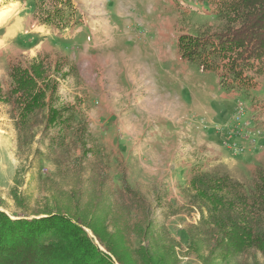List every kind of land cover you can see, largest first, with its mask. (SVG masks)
Instances as JSON below:
<instances>
[{
	"label": "rangeland",
	"instance_id": "obj_1",
	"mask_svg": "<svg viewBox=\"0 0 264 264\" xmlns=\"http://www.w3.org/2000/svg\"><path fill=\"white\" fill-rule=\"evenodd\" d=\"M10 1L0 0V9H7L0 23V87L3 92L10 88L7 61L14 53L24 64L46 56L53 64L51 76L58 81L50 102L61 109L70 129L61 128L55 157L47 148L54 126L47 131L44 124L39 125L31 142L25 144L15 124L18 112L0 101V210L33 217L46 209L55 210L54 203L64 206L72 183L78 181L73 173L79 172L85 180L90 166L99 163L108 173L109 205L113 202L116 208V202H123L120 189L124 176L146 206L136 207L129 201L123 219L116 215L106 220L107 231L121 230L127 248L135 252L141 246L153 248L150 240L154 232L166 229L175 241L176 264H204L187 243L188 226L206 214L198 202L191 201V174L193 170L210 176L226 173L251 186L253 169L264 167V139L258 143L254 131L264 129V76L256 77L255 88L231 91V86H218L214 72H203L216 92V100L207 109L194 104L187 92L183 100L168 93L164 67L156 65L152 56L146 62L149 71L143 69L140 60L146 57L125 45L145 28L148 34L156 33L154 26L159 33L166 32L161 27L165 18L166 30L177 33L181 28L193 35L219 30L223 19L207 12L205 0H94L96 6L71 0L72 8L63 13L70 22L60 36L50 34L42 48L31 32L3 38L10 24L19 25L22 13L21 9L15 12ZM91 16L104 22L97 48L85 24ZM138 18H146L148 23L143 25ZM164 56L159 57L163 63ZM162 75L164 81L160 80ZM238 101L246 108L241 121L232 119ZM233 128L239 134L230 133ZM64 130H68L65 136ZM60 190H64L61 201H54ZM148 222L153 232L145 235ZM201 254L206 256L207 251ZM133 258L137 259L135 254ZM249 264H264V258L257 256Z\"/></svg>",
	"mask_w": 264,
	"mask_h": 264
},
{
	"label": "trees",
	"instance_id": "obj_2",
	"mask_svg": "<svg viewBox=\"0 0 264 264\" xmlns=\"http://www.w3.org/2000/svg\"><path fill=\"white\" fill-rule=\"evenodd\" d=\"M205 3L207 12L223 19V25L202 35L179 28L178 57L182 61H196L203 72H214L221 85L231 86V91L255 88L256 77L264 76V0ZM31 5L30 17L37 25L49 26L57 36L70 22L63 18V13L72 8L71 0H33ZM62 61L66 62V57ZM7 64L11 84L6 92L0 87V101L18 112L15 124L21 141L30 143L39 125L44 124L47 131L53 125L47 148L50 154L58 156L59 132L63 126L70 129V125L62 119L61 109L50 102L58 85L51 76L53 64L46 56L24 64L17 52L8 58ZM261 108L264 110V103ZM64 131L65 136L68 130ZM35 154L38 156L39 152ZM93 164L85 180H81L79 172L73 173L78 181L72 183L64 206L54 203L55 210L46 209L33 217L12 216L0 210V264H176L175 241L166 229L154 232L155 237L150 240L153 248L141 246L135 252L127 248L121 230L107 231L106 220L117 216L123 219L131 202L143 209L146 206L124 176L120 189L123 202H116V208L113 202L109 205L107 170L104 165ZM193 171L189 181L194 189L191 201L198 202L206 214L198 223L188 226L187 243L192 254L204 264H249L257 256L264 258V167L253 169L250 187L226 173L210 176ZM63 194L64 190H60L54 201H61ZM151 230L148 222L143 233L148 235ZM202 250L207 251L206 256L201 254Z\"/></svg>",
	"mask_w": 264,
	"mask_h": 264
},
{
	"label": "crops",
	"instance_id": "obj_3",
	"mask_svg": "<svg viewBox=\"0 0 264 264\" xmlns=\"http://www.w3.org/2000/svg\"><path fill=\"white\" fill-rule=\"evenodd\" d=\"M32 1L33 0L10 1V3L14 5V11L16 12L21 9L22 13L19 12L18 26L12 23L8 28L6 27L7 29L4 30L3 35L4 39H11L18 35L19 32H31L34 34L32 37L38 40L37 42L40 45L42 42L49 39L48 37L50 34L52 35V30L49 26L37 25L34 19L30 17V13L32 11ZM84 4H86V6H96L94 0L88 2L86 1ZM152 9L153 7L151 5L150 11ZM136 20L140 21L143 25L148 23L146 18H138ZM166 21L167 18H165L164 22L162 23L163 26H161L166 32L160 31L159 33L156 29L157 27L154 26L153 28H155L156 33L148 34V29L145 28L144 32L136 33L132 40L128 41V43L125 45V48L129 50H135L139 56L144 58L146 57V60H140V65L145 70H148L147 63L149 62L147 60L152 56L156 65L161 66V68L162 66L164 67L165 74L168 76V87L166 89L168 93H173L176 98L183 100V98L186 96L184 93L187 92L192 97L194 104L210 109L211 102L214 101L213 99H215L214 93L216 92L214 91L211 82L207 81V74H204L203 71L200 70L196 61H182L178 57L175 47L176 33L170 32L164 28ZM85 24L89 32L92 33V36L95 39L94 45L97 48V44L101 40L99 39L98 35H101L102 38L103 34L99 28L104 24V22L101 23L99 18L91 16L88 17V19L85 21ZM150 31L153 32L152 29ZM40 36H44V38H39ZM103 41L104 40H102L100 43L103 44ZM162 53L165 55L163 57L165 63H163V60L159 59ZM103 55L111 56L112 54L104 52ZM153 72L155 71L153 70ZM163 78L164 75L161 76L160 80L164 81ZM216 81L218 86L221 87L220 77L217 76ZM219 95H222V91H219ZM210 132L211 131H209V135Z\"/></svg>",
	"mask_w": 264,
	"mask_h": 264
},
{
	"label": "built area",
	"instance_id": "obj_4",
	"mask_svg": "<svg viewBox=\"0 0 264 264\" xmlns=\"http://www.w3.org/2000/svg\"><path fill=\"white\" fill-rule=\"evenodd\" d=\"M245 109L246 108L245 106H243L242 102L238 101L232 119H234L235 121H241V118L244 115ZM247 125H249V123ZM255 130H257L256 133H257V136L259 137L258 138V143H259V139H264V129L259 128V129H254V131ZM233 132L236 134H239L234 128L233 130L230 131V133H233ZM234 137H237V136H234ZM250 141L252 145L255 144L254 138L250 139ZM230 144L236 145V142H232ZM197 218H199V213L197 214ZM177 226L181 227V224H178Z\"/></svg>",
	"mask_w": 264,
	"mask_h": 264
},
{
	"label": "bare ground",
	"instance_id": "obj_5",
	"mask_svg": "<svg viewBox=\"0 0 264 264\" xmlns=\"http://www.w3.org/2000/svg\"><path fill=\"white\" fill-rule=\"evenodd\" d=\"M86 2V0H84ZM7 13V9H0V23L5 18V15Z\"/></svg>",
	"mask_w": 264,
	"mask_h": 264
}]
</instances>
